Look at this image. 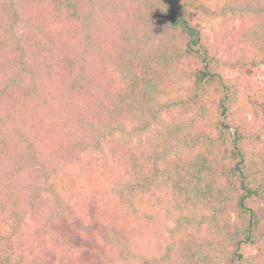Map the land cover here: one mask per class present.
<instances>
[{"label": "trees", "instance_id": "1", "mask_svg": "<svg viewBox=\"0 0 264 264\" xmlns=\"http://www.w3.org/2000/svg\"><path fill=\"white\" fill-rule=\"evenodd\" d=\"M16 1L31 9L26 19L30 29L22 39L40 55L48 51L55 57L56 52L52 32L42 25V12L53 17L52 24L83 17L80 0H0V50L18 69L24 66L26 49L14 33ZM130 1L140 19L132 26V37L139 39L137 26L154 33L140 46L131 41L127 56L118 54L119 86L108 89L103 100L91 90L81 64L76 68L72 57L56 55L69 89L78 88L83 101L104 111L115 122L112 128L123 133L110 146V159L120 166L111 182L115 202L110 206L105 199L96 201L98 195L82 196L81 188L63 182L62 192L56 193L59 210L48 218V227L31 239L0 233V264H49L54 253H61L68 264H87V248L59 229V217L68 210L65 196L80 211L92 201L99 204L97 219L112 228L105 240L117 247L126 246L134 231L139 233L131 215L138 216L136 221L173 215L175 238L158 264H264V211L255 206L256 199L264 200V153L254 155L248 149L261 143L264 132V87L252 80L254 69L264 63V0H223L218 10L206 8L201 0ZM194 8L240 19L226 49L231 65L247 75L241 84L226 82L217 71L218 60L190 19ZM244 111L258 122L246 124ZM149 131L143 144L132 142ZM86 171L90 183L92 171ZM2 193L0 230L9 220L21 226V196ZM147 206L158 207L155 216ZM244 247L254 253L244 255Z\"/></svg>", "mask_w": 264, "mask_h": 264}, {"label": "rangeland", "instance_id": "2", "mask_svg": "<svg viewBox=\"0 0 264 264\" xmlns=\"http://www.w3.org/2000/svg\"><path fill=\"white\" fill-rule=\"evenodd\" d=\"M201 1L210 10H218L223 3V0ZM80 2L83 17L77 22L52 24L53 17L42 12V25L54 37L55 57L48 51L37 54L23 41V35L30 29L26 19L31 9L19 1H16L19 21L14 25V33L26 49L24 66L18 69L15 63H9L5 51L0 50V199L4 198L2 192L22 198L19 209L22 224L15 226L13 220L2 223L0 233L4 236L31 239L48 227L49 221L52 222L48 218L59 210L56 193L62 192L63 182L73 189L81 188L82 196L98 195L96 201L105 199L110 206L115 202L110 190L118 165L110 159V146L116 144L115 139L119 140L123 133L112 128L115 122L105 116L104 111L97 112L83 101L78 88L69 89V83L62 77L65 73L58 71L57 56L72 57L76 68L81 64L83 73L91 80V90L103 100L105 92L120 82L118 54L122 52L127 56L131 41L135 42V47L140 46L154 31L148 33L137 26L141 30L139 39L132 37V26L139 18L133 15L130 0ZM190 19L218 60L217 71L223 79L241 84L247 75L231 65L226 49L239 29L240 19L210 14L202 8L191 9ZM252 80L264 87V63L254 69ZM241 116L246 124L258 122L248 111ZM124 124L125 129H130L128 123ZM149 133L133 137L132 142L143 144ZM260 135L261 143L248 145L254 155L264 153V132ZM88 167L93 177L90 183L86 182ZM60 194L63 197L64 194ZM63 199L68 202V210L59 217L62 219L60 232L74 244L87 248V264H158L166 246H171L175 238L171 232L175 224L173 215L162 214L157 220L143 216L141 221L131 215V223L138 226L139 233L134 231L132 237H126L129 239L127 248L109 245L105 232L112 228L97 219L95 209L99 204L93 205L92 201L80 211L67 196ZM255 206L264 211V200L256 199ZM155 209L158 207L147 206L148 213L154 216ZM118 221L123 222L124 217L120 216ZM131 223L127 227L129 231ZM243 252L249 255L254 249L244 247ZM62 263L68 264L61 253L50 256L49 264Z\"/></svg>", "mask_w": 264, "mask_h": 264}]
</instances>
